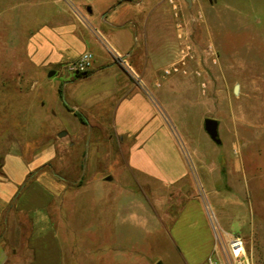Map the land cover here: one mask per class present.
<instances>
[{
  "label": "crops",
  "instance_id": "1",
  "mask_svg": "<svg viewBox=\"0 0 264 264\" xmlns=\"http://www.w3.org/2000/svg\"><path fill=\"white\" fill-rule=\"evenodd\" d=\"M37 1L39 6L47 2ZM51 1L56 6L51 12V20L44 22L28 43L29 61L38 72L54 71L55 74L60 70L74 75L75 80L65 81L62 88L78 83L76 87L80 88V93L70 91L67 94L75 111L82 110L96 97L114 102L112 134L108 137H114L125 147L128 174L118 183L125 188L122 193L127 194L122 202L125 208L123 224H134V231L139 228L140 232L136 234L140 236L142 231L153 230L154 221L166 231L163 220L170 218L171 204L178 207V212L185 209L181 208L182 201L178 197L187 192L185 184L188 182V197L195 202L191 206L196 209L197 217L193 215L190 220V230L180 227L174 233L166 234L171 242L182 241L181 248L174 245L177 263L193 264L195 260L194 250L182 247L185 241L198 238L207 241L210 247L212 239L216 242V234L223 241L240 235L230 234V227L236 217L241 230L244 229L240 219L244 192L238 176L242 172V163L237 156L241 149H235L241 147V141L234 146L232 155L223 150L219 137V143L212 141L202 128L207 137L199 142L185 139V153L171 129L169 121H172L173 111H166L170 110L168 97L178 99L174 101L175 106L181 105L197 88L209 110L218 102L211 98L215 92L211 88V70L215 66H207L199 56L183 71L163 76V71L179 60L176 21L167 1L49 0L48 3ZM176 1L184 31L191 33V39L195 37L196 26L204 22V15L219 7L221 11L231 10L229 4H220L225 0ZM197 16L201 20L193 23L192 19ZM86 54L90 55L89 66L82 76L73 72L71 66ZM86 95L92 99H87ZM216 97L220 105L224 104L221 95ZM99 118L93 116L94 128L100 136L107 135L104 122ZM107 155L111 156L110 153L103 154L100 159H108L105 158ZM21 157L10 159L12 165L8 168L4 165L5 180L0 182V231L3 234L0 264H81L77 263V255L88 256L89 253L80 244L68 246L72 239L65 212L72 199L78 198V192L95 181V176L78 179L71 175L69 149L60 156L51 148L49 153L34 158L30 164H25ZM48 162L51 174L44 177L47 180L42 177L35 180L33 174L30 184L20 190L26 176ZM14 165L16 169L12 167ZM193 171L202 177V188L211 202L207 205L201 202L200 192L194 188ZM100 180L107 184L112 182L110 177ZM157 188L162 189L158 191ZM233 192L239 197L232 196ZM48 207L51 208L49 211ZM119 207H116L117 212ZM134 207L139 210V216ZM208 210L215 226L206 219ZM119 223L118 219V235ZM221 260L219 250L215 261ZM152 264L165 262L156 259Z\"/></svg>",
  "mask_w": 264,
  "mask_h": 264
},
{
  "label": "rangeland",
  "instance_id": "2",
  "mask_svg": "<svg viewBox=\"0 0 264 264\" xmlns=\"http://www.w3.org/2000/svg\"><path fill=\"white\" fill-rule=\"evenodd\" d=\"M46 1L39 6L37 0H0V182L5 180L4 165L10 167V159L18 155L25 164H30L34 158L49 153L51 148L60 156L69 149L71 175L78 179L95 176V181L78 192V198L72 199L65 212L72 239L68 246L80 244L90 255H77V263L152 264L157 259L165 264H178L174 245L181 248L182 241L171 242L166 234L174 233L180 227L190 230L189 222L197 211L191 206L195 202L188 197L189 183L185 184L187 192L184 196L178 197L182 201L181 208L185 209L178 212V207L171 204L170 218L163 220L166 231L154 221L153 230L142 231L140 236L136 234L140 232L139 228L134 231V224H123L125 208L122 202L127 194L122 193L125 188L118 183L128 174L125 147L114 137H108L112 134L114 102L96 97L91 104L75 111L67 94L70 91L80 93V88L76 87L78 83L62 88L65 81L75 80L74 75L60 70L55 74L54 71L38 72L30 64L28 43L34 32L51 20V12L56 8L52 1L50 4ZM220 4H229L231 10L223 7L221 11L219 7L204 15V22L196 26L192 39L200 49L206 43L212 44L218 56V62L211 70V88L216 92L211 98L218 105L209 110L204 104L206 99L195 88L192 97L181 105L175 106L174 101L178 99L168 97L170 110L166 111H173L169 122L185 153V139L199 142L207 137L202 130L207 118L217 121L218 137L224 151L232 154L234 146L241 141V147L235 149H241L237 156L242 163V172L238 176L244 192L240 210L244 229L241 230L235 217L230 234L240 233L249 264H264V0H225ZM198 56L207 66H212L206 56L201 53ZM235 86L237 93L233 92ZM217 94L225 100L224 104H219ZM86 98L89 97L86 95ZM93 116H100L107 135H99L94 128ZM108 153L111 154L105 157L108 159H100ZM49 166L50 162L40 170L31 171L20 184V190L30 184L33 174L35 180L48 177L51 174ZM12 167L16 169L15 165ZM191 176L194 188L202 197L201 202L211 203L202 188V177L194 171ZM103 177L112 178V182L107 184L100 180ZM235 193L231 195L238 198ZM134 208L139 216V210ZM50 209L48 207V211ZM205 214L207 221L214 224L211 212L208 210ZM118 219L120 235L116 230ZM2 235L0 231V238ZM216 237L219 236L216 234ZM197 239L185 241L182 246L194 250L193 264L214 262L228 241L220 239L217 246L212 239L208 247L207 241Z\"/></svg>",
  "mask_w": 264,
  "mask_h": 264
},
{
  "label": "built area",
  "instance_id": "3",
  "mask_svg": "<svg viewBox=\"0 0 264 264\" xmlns=\"http://www.w3.org/2000/svg\"><path fill=\"white\" fill-rule=\"evenodd\" d=\"M121 2L126 0H119ZM167 4L170 7L173 18L176 21V38L179 44V60L177 63L172 66L166 68L163 71V76H169L173 73H179L183 71L189 62L194 61L198 54L206 56L211 63V65H216L218 62V56L215 52V49L212 44L206 43L202 49L198 48L193 40L191 39V33L186 34L184 31V22L179 15V8L176 0H166ZM201 20L200 16L192 19L193 23ZM90 55H84L78 62L71 66V70L75 73L83 74L86 72L87 67L89 66ZM204 84H202V88H204ZM218 241L220 242V238L216 237V243L218 245ZM222 243V242H221ZM220 244V243H219ZM221 251V250H220ZM222 260L221 261H212L209 260V264H249V259L246 254L244 243L242 238L239 235L231 236L227 241V244L224 250L221 251Z\"/></svg>",
  "mask_w": 264,
  "mask_h": 264
},
{
  "label": "water",
  "instance_id": "4",
  "mask_svg": "<svg viewBox=\"0 0 264 264\" xmlns=\"http://www.w3.org/2000/svg\"><path fill=\"white\" fill-rule=\"evenodd\" d=\"M187 2L189 3V1L187 0ZM53 73H51L50 75H52ZM237 90H238V87L235 86L234 87V90L233 92L234 93H237ZM217 121L216 120H213V119H205L203 121V129L204 131L206 132V134L209 136V138L216 142V143H219V140H218V131H217ZM64 135V134H63ZM63 135H59V137L63 136Z\"/></svg>",
  "mask_w": 264,
  "mask_h": 264
},
{
  "label": "trees",
  "instance_id": "5",
  "mask_svg": "<svg viewBox=\"0 0 264 264\" xmlns=\"http://www.w3.org/2000/svg\"><path fill=\"white\" fill-rule=\"evenodd\" d=\"M80 75H82V76H85V74H80ZM61 93V91L59 90V94ZM75 115H77V114H75ZM79 117V116H78ZM79 120L81 121V122H84V120L81 118V117H79Z\"/></svg>",
  "mask_w": 264,
  "mask_h": 264
}]
</instances>
